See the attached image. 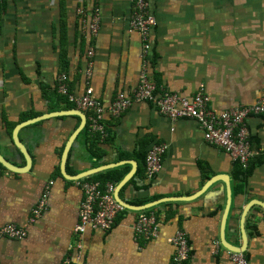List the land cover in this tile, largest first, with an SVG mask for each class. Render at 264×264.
<instances>
[{
  "label": "crops",
  "instance_id": "0c3cea01",
  "mask_svg": "<svg viewBox=\"0 0 264 264\" xmlns=\"http://www.w3.org/2000/svg\"><path fill=\"white\" fill-rule=\"evenodd\" d=\"M148 3L156 24L150 31L153 56L147 72L157 85L190 98L204 84L218 112L253 104L263 95L264 0ZM81 9L101 11L95 39L82 31ZM131 15L132 0H7L0 20V153L13 165L27 164L13 142L16 126L60 111L53 109L60 74H67L75 95L85 91L92 44L90 82L96 98L109 106L120 91L137 85L141 40L130 29ZM104 122L113 143L103 146L105 155L97 159L78 136L68 154L67 179L61 154L81 118L50 117L19 131L32 166L26 173L2 170L0 229L15 224L26 236L21 241L0 238V264H62L68 256L88 264H170V239L178 230L191 245L185 264H233L225 244L240 247L249 264H264V115L246 120L257 153L250 163L257 165L245 181L237 177L241 164L208 143L194 119H170L151 101L133 102L119 117L106 111ZM156 142H165L167 149L161 170L146 182L142 153ZM122 154L128 156L120 159ZM107 166L89 177L126 167L124 178L114 184V200L118 194L129 206L167 201L149 212L128 211L109 232L90 229L79 237L75 228L84 191L72 177ZM49 182L46 209L29 222ZM150 213L159 223L158 234L143 242L133 227Z\"/></svg>",
  "mask_w": 264,
  "mask_h": 264
},
{
  "label": "built area",
  "instance_id": "2783aa9c",
  "mask_svg": "<svg viewBox=\"0 0 264 264\" xmlns=\"http://www.w3.org/2000/svg\"><path fill=\"white\" fill-rule=\"evenodd\" d=\"M82 31L90 38H96L100 34L102 15L100 9L85 11L81 9ZM156 19L149 10L148 0H132V15L129 20L131 30L136 31L141 40L140 50V78L136 86L127 91H120L114 101L106 106L104 102L96 98L90 79L94 65L95 45L87 50L89 56L86 69L87 86L81 95H75L70 91L66 73H61L58 78V92L68 98L77 110L87 115L92 133H101L107 136L104 124V115L108 111L113 117H119L133 102L151 101L160 113L170 119L191 118L204 130L205 140L222 149L238 161L244 169L249 167L255 153L247 127L246 120L250 116L264 115V93L253 104L236 108L216 111L209 99L204 84H200L192 97L188 98L171 91L165 85H157L148 76L147 67L151 63V36L150 31L155 26ZM167 149L165 142H156L149 146L144 159V180L150 182L162 168V157ZM2 169L0 168V175ZM51 182L43 189V192L32 209L29 222H34L46 209L47 198L50 193ZM84 191L81 203L79 223L75 228L76 234L81 237L88 230L109 232L116 225L118 217L125 211L113 197L115 186L108 183L102 190L98 183L78 181ZM159 223L153 213L141 216L135 223L133 231L135 237L143 242H149L157 237ZM26 232L15 224H5L0 229V238L23 240ZM174 248L170 264H185L188 260L191 245L185 232L178 230L170 239ZM219 243H216V247ZM78 246L77 250H81ZM233 264H249L244 252L231 251ZM62 264H88L84 260H73L71 256L64 259Z\"/></svg>",
  "mask_w": 264,
  "mask_h": 264
},
{
  "label": "trees",
  "instance_id": "16d2710c",
  "mask_svg": "<svg viewBox=\"0 0 264 264\" xmlns=\"http://www.w3.org/2000/svg\"><path fill=\"white\" fill-rule=\"evenodd\" d=\"M6 9H7V0H0V20H1L2 15L4 14V12L6 11ZM65 65L66 64L64 62L63 68L65 67ZM54 96L56 98V104H57V106L53 108L54 110L63 111V110H74V108H76V107H73L74 105L72 103L68 102V98L66 96H64L58 92V89L56 90V95H54ZM33 116H38V115L34 114ZM104 124H105V122H104ZM89 126H90V122L88 121L84 130H82V132L80 133L79 137H82L85 139V143L88 146V151H89L90 155L93 157H96L97 159H101L105 155V151L103 149V146H105L106 144H112L113 143V135L111 134V130L109 129L107 124H105V128L107 131V136L105 138H103L101 133H99V132L98 133H92L90 131ZM145 153L146 152L142 153L143 161L145 159L144 158ZM127 156H128L127 154H122V155H120V159H125V157H127ZM256 165H257L256 162L249 163V167L246 170H243L242 166L238 165L237 166V170H238L237 177L239 176V178L241 180L245 181L250 176V174L252 173V170L254 169V167ZM124 166H126V165H124ZM124 166H120V167H117L114 169H110L108 171L101 172V173L96 174L92 177L86 178L83 181L84 182H97L100 184L101 189L105 190L106 185L108 183L119 184L120 181L124 178V176L126 174V167H124ZM0 168L2 170H6L1 164H0ZM146 202H148V201L131 203V206H136V207L143 206ZM148 212H149V210H148ZM148 212H144V214H146ZM127 213H128V211H123V213L120 215V217H118V222L123 217V215L127 214Z\"/></svg>",
  "mask_w": 264,
  "mask_h": 264
},
{
  "label": "water",
  "instance_id": "95a60500",
  "mask_svg": "<svg viewBox=\"0 0 264 264\" xmlns=\"http://www.w3.org/2000/svg\"><path fill=\"white\" fill-rule=\"evenodd\" d=\"M58 116H78L81 118V123H80L79 127L74 131V133L71 135V137L68 138L69 140H67V142L64 146V149L62 151V154H61L60 169L62 171V175L64 176V178L67 179L68 175L66 173V162H67L68 154L70 152V149H71L74 141L77 139V137L79 136V134L81 133V131L85 128V126L87 124V115H85L80 110H68V111H59V112L49 113L47 115L39 116V117L27 120V121L22 122L19 125H17L16 128L14 129L13 136H12L13 142H14V145L18 148V150H20V152L25 157L27 164L24 167H16L6 157H4L1 153H0V164L5 169H7L8 171H11L14 173H26V172H28L32 166V158H31L30 153L26 149V147L20 141V138L18 136L19 131L26 126L37 123L41 120H46L50 117H58ZM121 162L122 161L118 162V164H115L111 167L118 166L119 163L121 164ZM125 162L132 164L131 160H125ZM107 168H110V167L109 166L100 167V168L91 170L89 172L83 173L81 175H77L75 177H72V179L75 181H80V180H83V179L93 175L94 173L100 172V171L105 170ZM121 186L122 185L120 184V187ZM115 201L126 211L142 212V211L148 210L149 208L154 207L155 205H157L163 201H167V200L166 199L156 200V201L150 202L148 204H145V206H142V207H133V206H129V205L125 204L124 202H122L120 200V197L117 194V195H115ZM225 245L229 250H234V251H239V252L243 251L240 247H236V246H232V245H228V244H225Z\"/></svg>",
  "mask_w": 264,
  "mask_h": 264
},
{
  "label": "bare ground",
  "instance_id": "6f19581e",
  "mask_svg": "<svg viewBox=\"0 0 264 264\" xmlns=\"http://www.w3.org/2000/svg\"><path fill=\"white\" fill-rule=\"evenodd\" d=\"M231 251H234V250H231ZM242 252H244V251H242Z\"/></svg>",
  "mask_w": 264,
  "mask_h": 264
}]
</instances>
